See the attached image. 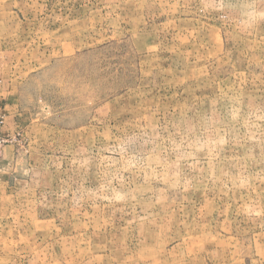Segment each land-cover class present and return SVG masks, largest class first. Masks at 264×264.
<instances>
[{
  "label": "rangeland",
  "instance_id": "1",
  "mask_svg": "<svg viewBox=\"0 0 264 264\" xmlns=\"http://www.w3.org/2000/svg\"><path fill=\"white\" fill-rule=\"evenodd\" d=\"M4 100L0 264H264V0H0Z\"/></svg>",
  "mask_w": 264,
  "mask_h": 264
},
{
  "label": "crops",
  "instance_id": "2",
  "mask_svg": "<svg viewBox=\"0 0 264 264\" xmlns=\"http://www.w3.org/2000/svg\"><path fill=\"white\" fill-rule=\"evenodd\" d=\"M4 102L5 103L2 102L3 105H0L5 111L6 115L4 131H6L7 134H14L15 132L17 133L16 129H19V126L22 122V120H20L21 116L19 114V111L17 110V103L10 100H4ZM11 152H13V147H11L10 145L4 148V155ZM0 165L2 166V169L0 171V193H3L2 196L6 197L7 191H10L12 189L9 186V180H7V178L10 176V169H8V162L6 161V157H3Z\"/></svg>",
  "mask_w": 264,
  "mask_h": 264
},
{
  "label": "built area",
  "instance_id": "3",
  "mask_svg": "<svg viewBox=\"0 0 264 264\" xmlns=\"http://www.w3.org/2000/svg\"><path fill=\"white\" fill-rule=\"evenodd\" d=\"M13 141L11 140H8L6 138H4L3 136L0 135V154H1V151L3 149V147L7 144V143H12Z\"/></svg>",
  "mask_w": 264,
  "mask_h": 264
}]
</instances>
